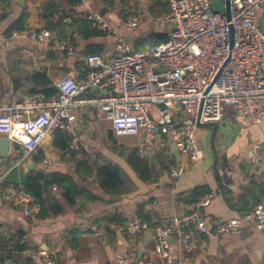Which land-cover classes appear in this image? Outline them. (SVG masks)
<instances>
[{
  "label": "crops",
  "instance_id": "0c3cea01",
  "mask_svg": "<svg viewBox=\"0 0 264 264\" xmlns=\"http://www.w3.org/2000/svg\"><path fill=\"white\" fill-rule=\"evenodd\" d=\"M51 1L58 7L56 17H63V22L88 7L116 9L118 22L106 20L134 49L144 48L157 39L161 42L167 36L152 14L157 0H80L76 4L67 0H10L0 6V31L9 36L16 32V36L0 46V105L15 104L31 94L30 77L34 72L44 71L55 85L66 73L80 78L84 75V57L88 50L98 49L94 53H101L113 47L114 37L106 33L84 40L76 34H73L74 39L60 37L54 31L49 42L32 41L30 32L44 26L46 7ZM130 14L140 18L135 27L126 26ZM260 25L264 29V6ZM66 38L73 44L70 54L55 49L56 43ZM28 49H33L35 55H28ZM100 91L95 89L94 94ZM262 104L264 110V99ZM75 117L72 125L78 149L91 155L100 152L118 163L123 171V191L117 201L107 203L108 196L102 193L97 181L85 180L77 172L81 170H77L75 164L84 156L71 157L68 152L63 153L54 144L53 131L24 159L20 148L10 141L7 156L0 158V264H42L44 253L58 264H115L120 256L131 261L143 259L165 264L155 252L153 229L172 227L175 217L180 219L181 239L176 234L168 237L172 253L170 264H264V228L245 215L253 204L264 203V111L260 123L255 124L226 109L217 121L214 134L208 127L207 149L202 148L197 126L195 137L203 157L196 161L180 152L166 136H158L151 143L145 141L142 134L118 137L124 140L121 143L117 140V145L136 149L140 157L148 155L153 172L146 181L117 154L118 146L108 144L102 126L106 121L96 108L83 107L75 112ZM109 130L112 132L110 125ZM254 143L259 145L257 165H252L248 156ZM46 156L50 163L44 161ZM179 163L183 165V173L177 178L170 177V171ZM53 171L72 176L77 186L85 187L105 201L79 195L71 204L62 195L64 185L52 184L44 194L45 202L39 201V210L25 215L22 206L12 204L10 192L23 185L26 174L48 175ZM58 175L54 178L62 182ZM206 193H213L210 202L198 206L197 201ZM227 195L234 206L228 204ZM141 205L147 210L146 215L159 224L150 227L144 222L146 226L139 229L128 227L131 220L138 217ZM113 213L125 220L113 226L114 234L109 235L95 222ZM231 218L241 220L239 232L218 233L217 224ZM198 219L204 222L206 232L194 228V221Z\"/></svg>",
  "mask_w": 264,
  "mask_h": 264
},
{
  "label": "built area",
  "instance_id": "2783aa9c",
  "mask_svg": "<svg viewBox=\"0 0 264 264\" xmlns=\"http://www.w3.org/2000/svg\"><path fill=\"white\" fill-rule=\"evenodd\" d=\"M169 12L155 18L166 30V39L154 45L134 49L94 8L65 18L91 21L98 30L112 34L114 44L101 53H87L84 57L83 77L66 73L57 80L58 94L44 98L39 93L25 95L12 105H0V137L17 145L28 158L40 140L49 132L60 129L73 139L78 149L75 112L92 106L110 125L117 137L142 134L151 143L158 136L171 139L178 150L192 161L200 160L203 151L195 137L197 122H217L226 109L248 121L258 124L263 116L264 99V29L260 25V12L264 0H229V18L224 12L211 8V0H165ZM140 23L136 14H130L127 27ZM232 29V33H231ZM54 31L41 27L30 32V39L46 43L53 39ZM16 36L0 31V46ZM55 49L73 52L69 38L56 43ZM34 56L33 49L27 50ZM101 90L94 94V90ZM258 143L249 152L252 165L259 161ZM141 156L144 154L140 152ZM45 162L50 163L48 156ZM179 163L170 171V177L183 173ZM14 206H22L25 215L39 210L40 202L19 185L10 192ZM213 193L204 194L198 206L207 205ZM264 228V203L253 204L245 213ZM240 219L220 221L218 233L239 232ZM180 219L173 218L172 227L153 229L155 252L170 264V234L179 232ZM145 227L134 217L128 227ZM194 228L206 232L201 219ZM1 236V232H0ZM42 264H58L44 253ZM115 264H153L150 260H132L120 256Z\"/></svg>",
  "mask_w": 264,
  "mask_h": 264
},
{
  "label": "trees",
  "instance_id": "16d2710c",
  "mask_svg": "<svg viewBox=\"0 0 264 264\" xmlns=\"http://www.w3.org/2000/svg\"><path fill=\"white\" fill-rule=\"evenodd\" d=\"M71 4L79 3L80 0H67ZM10 2V0H0V6H5ZM57 6L54 1H51L46 7V14L43 18L44 28L56 31L60 37H69L74 39L73 34H76L87 40L91 37L104 34L102 31L98 30L97 27L89 20L86 19H74L69 23L63 22V17H56ZM169 12V6L163 3L162 0H157L152 7V14L155 17L162 16ZM166 38V37H165ZM164 38V39H165ZM163 39V41H164ZM160 40H155L151 42L150 45L158 43ZM98 49L88 50L86 53L97 52ZM30 81L33 85V90L31 94L39 93L44 98H51L58 94L57 86L49 79L44 71H36L31 77ZM53 141L55 146H57L63 153L68 152L71 157H76L82 154L84 157L78 159L75 164L77 171L84 177L85 180L91 182L97 181L98 187L101 189L102 193L108 198H106L107 203H112L117 201L121 192L123 191V171L119 167L118 163L105 158L100 152H95L93 155L87 154L84 149H73L70 147V142L72 140L71 136L65 131H60V129L53 130ZM107 138L111 141L113 146H118V155L125 158L126 163L132 168V170L138 175L142 181H146L151 177L153 172L152 166L148 155L140 157L136 149H130L122 145H117V139L112 132L108 133ZM112 147V146H111ZM111 150V148L108 147ZM60 174V173H58ZM55 171L45 175L43 173H28L23 178V185L25 190L30 192L38 201L45 202L44 194L47 188L52 184L64 185V192L62 193L64 199L68 203H74L76 197L79 195H86L92 200L100 199L105 201L102 197L91 194L85 187H79L74 182L72 176L66 177L65 175H58ZM58 175L63 180H57L54 178ZM69 178V179H68ZM67 181V182H64ZM228 204L234 206V204L229 200V196H225ZM144 205L139 206L137 210V216L142 222L147 223L148 226L153 227L159 224V221H152L149 215H146ZM148 214V213H147ZM125 220L118 213H113L109 216H102L96 220V224L105 229L107 234L113 235V226H117Z\"/></svg>",
  "mask_w": 264,
  "mask_h": 264
},
{
  "label": "water",
  "instance_id": "95a60500",
  "mask_svg": "<svg viewBox=\"0 0 264 264\" xmlns=\"http://www.w3.org/2000/svg\"><path fill=\"white\" fill-rule=\"evenodd\" d=\"M211 8L216 11H223L224 14L229 18V0H211ZM232 33V29H231ZM197 126H208L212 128V133L214 134L217 129V122H197ZM10 147V140L6 137H0V158L5 157L8 154Z\"/></svg>",
  "mask_w": 264,
  "mask_h": 264
},
{
  "label": "rangeland",
  "instance_id": "374dc122",
  "mask_svg": "<svg viewBox=\"0 0 264 264\" xmlns=\"http://www.w3.org/2000/svg\"><path fill=\"white\" fill-rule=\"evenodd\" d=\"M97 10L109 22H118V15L115 13L116 9H114L113 11H108V10L105 9V7L104 8L98 7ZM221 12H223V11H221ZM102 123H104V125H102V126H103V130L106 133V139L108 140V144H109L111 142L107 138V135L110 132L109 125H108L107 121L106 122H102ZM208 130H209L208 126H201V127H199V130H198L201 133L200 137H198V138H199V141L202 143V148H204V149H207V148H205V147H207V146H205V142L207 140L206 139V133H207ZM116 138H117L118 141H120V143L124 140L123 138H118V137H116Z\"/></svg>",
  "mask_w": 264,
  "mask_h": 264
}]
</instances>
